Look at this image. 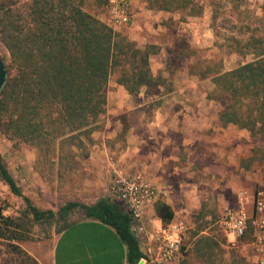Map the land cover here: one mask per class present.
<instances>
[{"label": "trees", "instance_id": "1", "mask_svg": "<svg viewBox=\"0 0 264 264\" xmlns=\"http://www.w3.org/2000/svg\"><path fill=\"white\" fill-rule=\"evenodd\" d=\"M93 1L99 7L108 4V0ZM209 6L213 56L193 59L187 71L212 84L206 97L222 105L220 124L246 130L255 141L264 136V30L224 33L225 21L217 22L222 6L211 0ZM260 7L264 13V3ZM148 9L197 17L203 13L204 0H150ZM0 42L8 53L7 59L0 56L7 72L0 92V134L35 149L36 165L63 160L71 165L80 154L82 159L88 157L87 148L93 144V132L99 129L106 107V88L112 78L130 96L164 82L150 71L149 58L159 51L158 46H139L116 32L86 11L83 0H0ZM233 54L251 60L225 70L223 57ZM193 56L180 52L175 61ZM170 63L174 61L168 58L169 75ZM252 152V160H258L255 155L260 152L262 156L264 149L254 146ZM0 181L26 204L18 217L0 213V242L23 256L22 264H34L20 246L30 240L35 223L51 225L56 214L38 210L22 195L1 155ZM76 210L84 212V219L113 228L126 247L127 263L138 264L144 254L120 203L107 198H99L91 205L68 201L57 213L56 222L61 223L57 233L74 224L69 216ZM154 211L162 226L174 220L173 209L162 201L155 203ZM203 217L200 214L196 218L190 234L197 258L210 257L217 246L202 234L207 229V222L200 225ZM238 239L245 242L250 235Z\"/></svg>", "mask_w": 264, "mask_h": 264}, {"label": "crops", "instance_id": "2", "mask_svg": "<svg viewBox=\"0 0 264 264\" xmlns=\"http://www.w3.org/2000/svg\"><path fill=\"white\" fill-rule=\"evenodd\" d=\"M144 14L164 13L146 10ZM158 50L149 58L150 71L163 83L144 87L136 96L115 83L108 91V83L105 112L92 134V157L99 164L107 162L109 170L117 164L142 173L158 190L157 201L169 205L183 221L182 211L200 210L207 197L215 196L224 213L235 207L236 192L241 189L256 188L264 194V152L252 160L250 134L234 125L222 126L218 119L222 105L208 100L183 72L180 80L175 75L169 78L162 61L166 55H161L159 46ZM145 218L151 221L149 230L162 227L154 204ZM40 263L128 264L126 247L115 230L92 219L75 221L61 232L48 258Z\"/></svg>", "mask_w": 264, "mask_h": 264}, {"label": "rangeland", "instance_id": "3", "mask_svg": "<svg viewBox=\"0 0 264 264\" xmlns=\"http://www.w3.org/2000/svg\"><path fill=\"white\" fill-rule=\"evenodd\" d=\"M149 1L137 0L134 4L131 2V21L127 25L114 26L113 30L126 35L139 46L148 43L158 45L162 50L161 55L163 53L166 55V59L162 61L165 62L168 58L174 61L169 66L172 70V73L168 75L169 78L175 75L180 80L183 72L184 77H189L196 86H199V91L210 92L212 89L210 81L196 83V77H192L186 70L188 65L194 62L193 59L200 60L213 56L211 49L214 31L211 28L210 0H204L203 13L197 17H189L179 12H163L164 14L155 17L144 14L146 10H150L148 9ZM211 1L222 6L217 19V22L225 21L226 28L222 29V32L242 34L251 30H264V23H262L264 13L260 7L264 0ZM107 7L108 4L99 7L93 0H83V8L106 24L108 23ZM180 52L193 54L194 58H184L176 63V56ZM0 56L8 58V53L1 42ZM250 60L251 57L240 58L233 54L223 57V66L225 70H230L239 63ZM113 83L114 78L109 81L108 91L114 88ZM250 141L254 146H258V143L264 145V137H259L255 141L250 139ZM87 153L86 159H82L80 154L79 158L75 159V163L71 165L67 160L53 163L43 162L36 165L35 149L21 143L11 142L0 134V155L22 195L27 197L38 210H51L56 214L55 222L51 225L35 223L31 228L30 240L20 246L21 250L31 257L34 264H42L40 260L48 258L53 242L59 235L57 231L61 228V223L56 222L57 213L66 202L73 201L91 205L99 197H106L110 177L108 164L107 162L97 163L92 157V145L87 148ZM252 191L256 192L258 189L254 188ZM25 206L23 198L13 195L8 186L0 181V213L5 216L18 217ZM223 208L224 206L216 201L214 196V198L207 197L201 201L200 210L197 209L196 212L187 210L183 217L186 230L179 247L178 258L171 264H256L255 253L249 240L241 242L238 238L226 235L220 229L218 222L223 215ZM200 214L204 215L200 225L207 222V229L202 234L217 243L213 255L206 258H197L193 254L194 240L190 239V234L196 226V218ZM174 217L175 219L182 218L180 214ZM80 219H84L82 210H76L69 216L71 222ZM10 251L15 253H9ZM185 253L187 256L184 255ZM21 260H24L23 256L11 247H7L4 242H0V264H22Z\"/></svg>", "mask_w": 264, "mask_h": 264}, {"label": "built area", "instance_id": "4", "mask_svg": "<svg viewBox=\"0 0 264 264\" xmlns=\"http://www.w3.org/2000/svg\"><path fill=\"white\" fill-rule=\"evenodd\" d=\"M131 0H108L110 27L127 25L131 21ZM106 198L123 204L130 219V231L139 242L143 257L138 264H171L177 260L186 225L174 219L157 230H149L147 208L156 203L158 190L140 172H130L117 164L110 167ZM186 211L183 210L182 214ZM220 229L228 236L251 237L256 264H264V194L241 189L236 192V205L227 208L219 219Z\"/></svg>", "mask_w": 264, "mask_h": 264}, {"label": "water", "instance_id": "5", "mask_svg": "<svg viewBox=\"0 0 264 264\" xmlns=\"http://www.w3.org/2000/svg\"><path fill=\"white\" fill-rule=\"evenodd\" d=\"M6 80H7V72H6L5 64L0 57V92L3 89Z\"/></svg>", "mask_w": 264, "mask_h": 264}]
</instances>
